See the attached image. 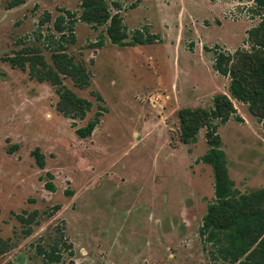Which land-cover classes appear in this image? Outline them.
<instances>
[{"label": "rangeland", "instance_id": "1", "mask_svg": "<svg viewBox=\"0 0 264 264\" xmlns=\"http://www.w3.org/2000/svg\"><path fill=\"white\" fill-rule=\"evenodd\" d=\"M10 1L0 0V240L11 249L0 254V264H50L37 248L49 250L60 235L67 245L60 246V264H231L217 251L228 246V231L200 234L216 202L213 170L201 161L209 148L206 129L184 144L178 111L210 109L216 95H230V79L213 67L215 52L251 48L248 31L261 20L254 4L124 0L129 41L136 30L160 39L135 46L106 36L100 47L106 26L77 22L68 53L85 62L90 86L80 89L61 77L91 102L80 120L57 109L55 86L8 59L41 53L54 68L49 35L63 9L82 12L81 0H27L9 8ZM48 67L37 70L46 74ZM234 105L240 120L230 119L218 132L229 176L249 194L264 188V120L246 104ZM99 106L100 123L79 137L76 130ZM37 148L43 168L32 155ZM34 210L40 215L25 236L20 215Z\"/></svg>", "mask_w": 264, "mask_h": 264}, {"label": "trees", "instance_id": "2", "mask_svg": "<svg viewBox=\"0 0 264 264\" xmlns=\"http://www.w3.org/2000/svg\"><path fill=\"white\" fill-rule=\"evenodd\" d=\"M26 1L11 0L8 7L15 8ZM123 1L113 0L109 4L106 0H81L80 14L63 9L64 14L60 15L54 24L56 33H49L54 68L48 67L43 54L30 51L22 56L11 57L8 61L21 70L28 68L30 76L37 81L50 82L56 87L59 96L57 109L66 117L83 120L92 106L91 102L66 88L61 77V74L69 76L80 89L90 86V73L85 67V62L76 61L75 56L68 53L69 46L77 41L76 23L81 21L93 28L106 26V30L100 34L98 45L100 47H103L106 36L112 44L119 46L154 44L160 40L154 34L136 30L129 41L127 26L121 15ZM238 1L252 2L261 15L258 25L248 31L251 48L237 49L233 53L216 50L213 67L217 73L230 79V95L223 93L216 95L210 109H180L178 111L180 140L184 144L194 143L200 130L206 129L205 137L209 148L201 157V161L211 166L213 170L216 202L208 206L200 234L205 236L207 229H214L217 232L228 231L231 234L228 246L218 247L219 254H225L231 264H264V188L249 194H242L235 188V183L229 176L228 160L218 132L219 127L230 119L240 120L234 100L246 104L253 116L264 120V0ZM136 6L133 4L132 8ZM111 8L115 10L114 13L111 12ZM46 21H49V17ZM39 67L49 69L45 74L37 70ZM97 99L103 101L99 95ZM99 107L94 118L76 130L79 137L87 138L92 135L103 114L104 107ZM32 155L37 165L43 168L45 158L40 149L34 150ZM48 177L52 178V174L49 173ZM45 186L51 191L55 190L51 182H47ZM39 215L38 210L20 215L21 222L28 225L25 236L32 234L31 226L37 222ZM63 237L64 235H60L59 240H55L49 250L39 246L38 254L50 264H60L62 259L60 246H67ZM10 249L7 241L0 240V254Z\"/></svg>", "mask_w": 264, "mask_h": 264}]
</instances>
